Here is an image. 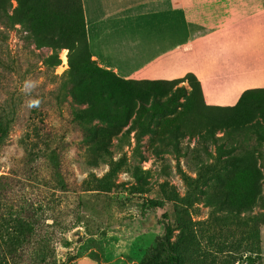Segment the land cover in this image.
Masks as SVG:
<instances>
[{
  "label": "rangeland",
  "instance_id": "374dc122",
  "mask_svg": "<svg viewBox=\"0 0 264 264\" xmlns=\"http://www.w3.org/2000/svg\"><path fill=\"white\" fill-rule=\"evenodd\" d=\"M29 34L20 25L0 27V108L14 103L17 112L0 147V176L6 177L0 181V213L8 216L11 211L35 224L37 238L21 245L0 238V264H38L37 240L43 238L48 249L43 264H140L163 237L165 215L173 211L171 203L155 210H144L143 203L161 197L162 183L184 198L187 177L193 179L203 165L225 159H236L234 166H219V177L199 186L188 209L201 236V264H249L248 257L264 264V222L259 220L264 213L259 200L264 193V114L248 105L233 112L207 110L184 82L179 86L190 95L174 110L144 122L149 131L137 141L140 129H129L140 103L148 109L163 103L173 85L82 75L77 86L63 89L70 63L83 62L81 48L37 47ZM205 77L214 81L207 84L210 94L219 97L234 86L220 82V77ZM76 88L86 95L82 102H76ZM92 92H101L102 98L110 95L112 103L106 107L119 114V120H95V136L89 139L69 113L73 107L86 108ZM253 99L264 104V96ZM47 141L60 145L62 175L78 186L91 175L100 178L111 162L124 159L115 189L109 194L60 192L50 184L42 155ZM179 238L176 229L171 241Z\"/></svg>",
  "mask_w": 264,
  "mask_h": 264
},
{
  "label": "crops",
  "instance_id": "0c3cea01",
  "mask_svg": "<svg viewBox=\"0 0 264 264\" xmlns=\"http://www.w3.org/2000/svg\"><path fill=\"white\" fill-rule=\"evenodd\" d=\"M80 2L91 60L121 79L192 73L210 107L234 106L243 91L264 88V0ZM207 74L234 86L210 94Z\"/></svg>",
  "mask_w": 264,
  "mask_h": 264
},
{
  "label": "trees",
  "instance_id": "16d2710c",
  "mask_svg": "<svg viewBox=\"0 0 264 264\" xmlns=\"http://www.w3.org/2000/svg\"><path fill=\"white\" fill-rule=\"evenodd\" d=\"M13 2L15 3L14 6L12 5ZM14 25H20L25 31L32 34L31 37L34 39L37 47L46 46L54 51L61 49L71 51L81 48L79 52L83 62L76 66L70 63L69 69L64 75V82L62 84L63 89H66L69 84L77 86L81 83L82 75H86L87 77L93 75L109 76L120 83L173 85L174 90L163 103H155L149 109L146 108L144 104L140 103L129 129L130 132L137 131V128L140 129V131H138L137 141L149 131V125H145L144 122H149L155 114L161 115L164 112L174 110L176 107L180 106L181 99L190 94H196L200 98L203 107L207 110L213 109L223 112H233L238 107L248 105L264 114V104L253 99L254 97L259 98L264 96V88L243 91L234 106L210 107L204 105L199 80L192 73H187L183 77L171 81H134L121 79L111 71L98 67L95 62L91 60L88 49L80 0H0V27L6 29ZM54 58L55 63L53 65L57 66L59 64L57 55H55ZM184 82L188 83L191 89L190 94H188L185 87L179 86ZM101 94V92H92L87 97L88 105L86 108L73 107L69 113L71 122L80 128L84 132V136H87L89 139L95 136L92 132L93 128L91 127L95 120L103 122H117L119 120V114H113L106 107L107 102L112 103L110 95L102 98ZM72 96L75 98L74 93H72ZM85 98L86 95L82 94L79 89L76 88V102H82ZM115 109L120 111V113L127 111L126 108L121 110L115 107ZM16 117L17 112L14 103H12L11 107L6 105L0 108V147L8 137ZM128 133L129 132H127V134ZM102 149L103 152L108 153L105 147ZM60 151L61 147L57 142L50 141L49 143L47 141L46 149L44 153H42L44 161L52 176V178H50V184H53L60 192L73 193L75 195L79 192L109 194L115 189V179L125 164L124 159L111 162L108 171L100 178L91 175L88 180L82 182L78 186L75 183L67 181L62 175ZM225 160L226 161L221 163L203 165L199 171H197L195 178L190 179L187 177L185 179L187 192L184 198L179 199L174 190L168 188L166 183H162L159 185L161 197L159 199H147L143 203L142 206L144 210L161 209L166 203H171L173 211L170 215H165L168 223L164 228L163 237L159 239L150 256L142 259L140 264H201V236L197 235L193 229L194 223L188 217V209L196 199L199 186L205 185L209 178L217 179L219 177V166H234L233 163L236 161V159H234V161ZM263 166L264 163L262 164V167ZM2 180H6V177L0 176V181ZM255 180L256 179H252L251 181L253 187H255L256 184ZM259 200L264 207V193L259 196ZM7 212L9 216L7 221H5L6 214L3 215L0 213V238L7 236L9 242H15L18 245L26 243L29 240L33 242L36 241V225L27 221V219H22L17 214L14 215L10 213L11 211ZM259 220L262 223L264 222V213L259 217ZM176 229L180 230V238L178 241L173 242L171 241V235ZM37 241L38 248L35 252V258L39 259L38 264H43L48 249L44 238ZM248 262L249 264H254V258L248 257ZM234 263H239V261H233L228 264ZM52 264L55 263L52 262Z\"/></svg>",
  "mask_w": 264,
  "mask_h": 264
},
{
  "label": "built area",
  "instance_id": "2783aa9c",
  "mask_svg": "<svg viewBox=\"0 0 264 264\" xmlns=\"http://www.w3.org/2000/svg\"><path fill=\"white\" fill-rule=\"evenodd\" d=\"M235 264H238V263H235Z\"/></svg>",
  "mask_w": 264,
  "mask_h": 264
}]
</instances>
